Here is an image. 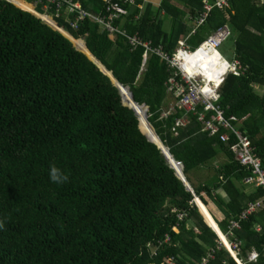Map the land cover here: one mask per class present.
<instances>
[{"label": "trees", "instance_id": "16d2710c", "mask_svg": "<svg viewBox=\"0 0 264 264\" xmlns=\"http://www.w3.org/2000/svg\"><path fill=\"white\" fill-rule=\"evenodd\" d=\"M81 2L96 12L104 7V0ZM26 4L0 0V264H201L211 249L209 264H237L208 223L239 242L243 264H264V231L255 229L264 226V208L228 234L229 221L264 190L243 182L251 171L234 158V137L223 142L221 130L211 135L191 112L185 125L175 127L183 116L177 107L163 115L169 65L154 52L144 64L143 45H131L122 33L111 37L88 18L76 29L67 18H56L70 40L25 11L32 9ZM202 7L203 0L145 2L143 9L127 6L115 25L170 56L189 31L187 17ZM223 24H229L234 56L246 69L225 77L219 103L227 117L242 123L264 165V92L257 89L264 86V0H230L228 9L214 8L187 38L189 48ZM82 38L135 101L149 105L147 116L122 89L124 100L143 110L160 146L182 164L194 195L140 131L153 140L143 120L122 105L109 76L73 46L88 53ZM222 152L225 160L213 169L210 160ZM52 167L67 179L53 182ZM201 168L216 176L196 186L189 173ZM178 213L184 214L180 221ZM253 249L258 255L250 261ZM170 256L173 263L165 260Z\"/></svg>", "mask_w": 264, "mask_h": 264}, {"label": "built area", "instance_id": "2783aa9c", "mask_svg": "<svg viewBox=\"0 0 264 264\" xmlns=\"http://www.w3.org/2000/svg\"><path fill=\"white\" fill-rule=\"evenodd\" d=\"M31 5L33 14L40 17L42 20L51 23L45 17L51 18L55 21L56 18H67L69 25L72 28H78V24L83 19H90L97 22L100 27L107 30L110 36H115L117 33H122L133 46L143 45L145 47L144 58L146 60L148 52H154L169 65L172 70L168 79V89L171 91L177 101L174 107L186 111H193L198 114V119L203 124V129L214 134L221 130L219 135L223 142H228L232 135L236 137V141L230 145V149L234 153V158L244 168L251 171V175L244 179V182L254 183L264 190V165L260 156L256 152V148L252 145L249 136L239 130L238 118L236 116L227 117L223 109L218 105L220 93L218 88L223 81L224 74L227 71H232L239 74L242 70V65L237 60L228 61L220 52V46L231 35V29L228 24L220 26L207 40H205L198 48L190 52L188 44L184 40L178 41V47L169 56L161 45L152 46L151 41L142 40L136 33L128 34L125 30L120 29L115 25L116 19L128 13L127 6L137 5V0H104V7L96 12L85 9L82 6L81 0H23ZM143 8V4H138ZM228 9L230 7V0H203V7L197 16H190L193 30L197 25L203 24L209 17L214 8ZM23 9V8H22ZM138 17V16H136ZM52 24V23H51ZM204 52L206 59V67L204 66L201 73L197 70L200 67H192V71L188 70L189 56ZM214 54H218L220 58L219 64L214 59ZM212 60V61H211ZM220 67V71H216L215 67ZM213 75V76H212ZM203 105L204 110L208 112L209 116L202 110H197L198 106ZM177 126L183 124L181 119H176ZM223 130V131H222ZM264 208V192L258 198L249 201L246 206L240 211L238 216L231 219L228 223V234H232L234 229L240 227L242 220L248 218L252 213H255ZM183 213H178L177 218L182 220ZM177 230L176 227H173ZM256 230H264V226L257 225ZM169 237L165 236L163 242H168ZM219 246H224L228 249L234 260L239 263L237 254L239 251V242L233 241L228 244L223 240H219ZM215 249H211L208 254L202 258L201 264H209L210 260L214 258ZM258 253L252 250L248 254V260H255ZM165 260L173 263V257H166ZM243 264V263H242Z\"/></svg>", "mask_w": 264, "mask_h": 264}, {"label": "crops", "instance_id": "0c3cea01", "mask_svg": "<svg viewBox=\"0 0 264 264\" xmlns=\"http://www.w3.org/2000/svg\"><path fill=\"white\" fill-rule=\"evenodd\" d=\"M153 2V4L155 5V6H157L158 4H159V2H160V0H144V4H145V2ZM18 2H19V0H18ZM128 14V13H127ZM126 14V15H127ZM137 19L135 18V20L134 21H136ZM167 20V21H166ZM161 21L163 22V24H164V22H165V24L167 25L168 24V19H167V17L165 16V15H163L162 17H161ZM187 25H188V27H189V31L186 33V34H183V36L185 37V36H187L189 33H191L192 32V27H191V23H190V25L187 23ZM224 25V24H223ZM112 37H114V36H112ZM180 40H185V38H183V37H181L180 36ZM149 41H151V40H149ZM220 52L222 53V51H221V49H220ZM150 52H148L147 54H149ZM223 54V53H222ZM224 55V54H223ZM225 56V55H224ZM234 56V55H233ZM233 56H232V58L231 59H228V58H226V56H225V59L226 60H228V61H231V60H237V61H239L240 63H241V61L239 60V59H237V58H235V56H234V58H233ZM144 61V64L146 63V60H143ZM246 69V67H243L242 68V70H241V72L242 71H244ZM168 70H170L171 72H172V70L170 69V67L168 68ZM229 73H234V72H232V71H227L225 74H224V78H223V81H224V79H225V77L229 74ZM234 74H236V73H234ZM170 75H171V73H170ZM223 81H222V83H223ZM221 83V84H222ZM221 84H220V86H219V88H218V91H219V93H220V88H221ZM257 89L259 90V91H261V93H263L264 92V86H260V85H257ZM168 93H169V95H168V97H167V99H168V104L166 105V107L164 108V112H163V115H168L170 112H172V111H175L176 110V107H174L175 106V103H176V101H177V98L175 97V95L171 92V91H169L168 90ZM220 96H221V93H220ZM219 99H220V97H219ZM219 99H218V105L221 107V105H220V103H219ZM202 107V108H201ZM222 108V107H221ZM202 109H204V106L203 105H200V106H198V108H197V110H202ZM223 109V108H222ZM183 110V109H182ZM223 111H224V114H225V110L223 109ZM187 112H191V113H193V114H195L196 116H197V120L198 121H200V119H198V114L196 113V112H193V111H186V110H183V116L182 117H179V118H177V119H181L182 121H183V124H181V125H179V126H183V125H185V123H187V121H188V119H187ZM226 115V114H225ZM234 116V115H233ZM201 122V121H200ZM238 127L240 128L239 130H241V131H243V132H245L246 133V131L242 128V123H240V121H239V119H238ZM202 123V122H201ZM203 125V124H202ZM175 127H178V126H176V125H174ZM174 129V128H173ZM204 130V129H203ZM205 131H208V130H205ZM211 134V133H210ZM247 134V133H246ZM212 135V134H211ZM248 135V134H247ZM232 137H234V139H235V141H236V137L235 136H233L232 135ZM231 137V138H232ZM250 138V137H249ZM250 140H251V138H250ZM230 141V140H229ZM228 141V142H229ZM251 142H252V140H251ZM252 145H253V143H252ZM254 146V145H253ZM255 147V146H254ZM256 148V147H255ZM257 152V151H256ZM258 154V153H257ZM259 155V154H258ZM225 155H224V153L222 152V153H218V154H216V156H215V158H213L212 160H210V165H213L214 166V168L213 169H219L220 168V163L221 162H223L224 160H225ZM198 170H205V172H208L209 174H208V176L205 178L206 180H208L211 176H212V179L213 178H215V176H216V174H215V172H211L210 170H208L207 168H201V169H198ZM197 170V171H198ZM203 175H205L204 173H203ZM194 179H196V176H195V178ZM193 179V180H194ZM211 181V180H210ZM206 182H208V181H202V182H200V183H203V184H206ZM251 187H253V188H256L255 187V185L254 184H252V183H247V189H250ZM193 190V189H192ZM217 193L219 194V195H221V196H223V197H226V195H225V193L224 192H222L221 190H218L217 191ZM259 197V196H258ZM257 197V198H258ZM256 199V198H255ZM252 201V200H251ZM246 206V205H245ZM244 206V207H245ZM209 208V207H208ZM216 213V215L218 216V217H220V215H219V213L218 212H215ZM258 225H260V224H258ZM219 226V225H218ZM257 226V225H256ZM262 226V225H261ZM255 229H256V227H255ZM258 231V230H257ZM262 231V230H261ZM264 231V230H263ZM224 236L226 237V239L228 240V238H227V234H225L224 233ZM229 241V240H228ZM254 250V249H253ZM252 251V250H251ZM249 254V253H248ZM241 262V261H240ZM242 263V262H241Z\"/></svg>", "mask_w": 264, "mask_h": 264}, {"label": "water", "instance_id": "95a60500", "mask_svg": "<svg viewBox=\"0 0 264 264\" xmlns=\"http://www.w3.org/2000/svg\"><path fill=\"white\" fill-rule=\"evenodd\" d=\"M10 1H12V0H10ZM49 24V23H48ZM49 25H51V24H49ZM51 26H53V25H51ZM54 27V26H53ZM70 38V37H69ZM85 44V43H84ZM74 46H75V48H77V49H79L75 44H73ZM85 47H86V44H85ZM86 49L88 50V48L86 47ZM79 50H81V49H79ZM82 52H84L87 56H88V59H90L92 62H94L106 75H108L109 76V78L111 79V81H112V83H113V85L114 86H116L118 89V92H119V94H120V98H121V103H122V105H125V106H127V107H129L130 109H132L133 111H134V113L137 115V112L135 111V109L132 107V106H130L125 100H124V96L122 95V89L123 88H125V89H127V90H129V93H130V98H131V100L133 101V103H135L136 105H138V106H142L143 108H144V111H145V114L148 116V114H147V111H148V109H149V105L148 104H146V103H141V104H139V103H137L136 101H135V98H134V95H133V93H132V91L130 90V88L129 87H127V86H123L115 77H114V75H113V73L111 72V71H109V70H107L106 69V67L101 63V61L100 60H98L97 58H96V56L90 51V50H88V53L87 52H85V51H83V50H81ZM137 118H138V120H139V117H138V115H137ZM151 124V123H150ZM152 125V124H151ZM139 126V125H138ZM153 127V126H152ZM154 128V127H153ZM139 129H140V127H139ZM155 130V129H154ZM140 131L146 136V138L149 140V141H151V142H153L160 150H161V152L163 153V155H164V157H165V159H166V161L169 163V165L171 166V168L174 170V172H175V174H176V176L181 180V182L183 183V185L185 186V188L188 190V191H190L193 195H194V192H193V190H192V188L190 187V185L187 183V181H186V179H185V177H184V175H183V172H182V168H183V166H182V164L178 161V160H176L173 156H172V154L169 152V150H168V148L165 146V150H164V148L162 147V146H159L155 141H153V140H151L141 129H140ZM197 197H195L194 198V203L196 204V202H195V199H196ZM198 199V198H197ZM196 206H197V204H196ZM198 207V206H197ZM198 210H200V212H201V214L204 216V214L202 213V211H201V209L200 208H198ZM204 219H205V221L207 222V220H206V218H205V216H204ZM208 223V222H207ZM209 224V223H208ZM210 225V224H209ZM211 227H212V225H210ZM213 228V227H212Z\"/></svg>", "mask_w": 264, "mask_h": 264}, {"label": "clouds", "instance_id": "9594fccd", "mask_svg": "<svg viewBox=\"0 0 264 264\" xmlns=\"http://www.w3.org/2000/svg\"><path fill=\"white\" fill-rule=\"evenodd\" d=\"M14 3V2H13ZM15 4V3H14ZM138 4H143L144 5V3H138L137 2V5H131V6H138ZM16 5V4H15ZM17 6V5H16ZM139 7V6H138ZM20 8V7H19ZM127 8V7H126ZM140 8V7H139ZM22 9V8H21ZM140 9H143V8H140ZM223 10V9H222ZM226 10V9H225ZM25 11H28V10H25ZM31 12V11H30ZM37 16V15H36ZM136 16H138L139 17V15H136ZM135 16V18L136 19H138V17H136ZM38 17V16H37ZM190 17V16H189ZM189 17H187L186 19V21H187V23L190 25V23H191V21H190V19H189ZM40 18V17H39ZM41 19V18H40ZM44 21V20H43ZM53 21V20H52ZM44 22H46V21H44ZM56 25H53V24H51V23H49V22H46L47 24L49 23V24H51V25H53L54 26V28L55 29H57L58 31H60L61 33H63L65 36H67L63 31H61L60 30V28H62V29H64V30H66L63 26H61V25H59L58 24V22L56 21V19H55V21H53ZM205 23V22H204ZM203 23V24H204ZM50 25V26H51ZM202 25V24H201ZM229 25V24H228ZM52 26V27H53ZM198 26H200V25H197L195 28H194V30H193V25H191V27H192V32L191 33H189L187 36H183V35H181V37H183V38H185V42L187 43V38L190 36V35H192L193 33H195L196 32V29L198 28ZM67 31V30H66ZM68 32V31H67ZM69 33V32H68ZM70 34V33H69ZM71 35V34H70ZM72 36V35H71ZM68 38H69V36H67ZM73 37V36H72ZM112 37V36H111ZM209 37V36H208ZM207 37V38H208ZM75 38V37H74ZM207 38L206 39H204L203 40V42L205 41V40H207ZM70 39V38H69ZM71 40V39H70ZM82 40H83V42L85 43V41H84V39L82 38ZM180 40V39H179ZM72 42V41H71ZM202 42V43H203ZM201 43V44H202ZM72 44H74L73 42H72ZM188 44V43H187ZM200 44V45H201ZM189 45V44H188ZM200 45H198V46H200ZM74 46V45H73ZM177 46H178V43H177ZM198 46L196 47V48H198ZM75 47V46H74ZM196 48H194V49H191V48H189L190 49V52H192V51H194ZM77 49V48H76ZM79 50V49H78ZM81 51V50H80ZM84 53V52H83ZM147 56H149V54L147 55ZM144 60H145V58H144ZM261 158V157H260ZM262 160V159H261ZM263 163V162H262ZM252 173H250V175H251ZM249 175V176H250ZM247 178V177H246ZM50 179L53 181V182H57V183H59V182H63L64 180H66L67 179V177L66 176H63L62 174H61V172H60V170L59 169H57V168H55V167H52L51 169H50ZM245 179V178H244ZM244 179H243V182H244ZM245 183H248V182H245ZM252 184H254V183H252ZM255 185V184H254ZM257 188L258 187H260V186H258V185H255ZM261 188V187H260ZM194 202V201H193ZM196 205V204H195ZM198 208V207H197ZM258 212V211H257ZM256 213V212H255ZM209 225V224H208ZM210 226V225H209ZM212 228V227H211ZM220 228V227H219ZM177 229V228H176ZM216 233H217V235H218V237H219V240H223V238L220 236V234L218 233V231L213 227L212 228ZM221 230V229H220ZM222 231V230H221ZM223 233V232H222ZM223 235H224V233H223ZM226 238V237H225ZM227 240V239H226ZM227 242L229 243V241L227 240ZM226 243V242H225ZM227 249V248H226ZM228 250V249H227ZM229 254H230V252H229ZM231 255V254H230ZM232 257V256H231ZM233 258V257H232ZM234 259V258H233ZM237 259H239L238 258V256H237ZM240 260V259H239Z\"/></svg>", "mask_w": 264, "mask_h": 264}, {"label": "rangeland", "instance_id": "374dc122", "mask_svg": "<svg viewBox=\"0 0 264 264\" xmlns=\"http://www.w3.org/2000/svg\"><path fill=\"white\" fill-rule=\"evenodd\" d=\"M19 3H20V1H19ZM21 4V3H20ZM21 5H23V4H21ZM25 8H27V7H25ZM24 10V9H23ZM167 21V20H166ZM165 21V22H166ZM165 22H164V24H165ZM165 26H166V24H165ZM70 36V35H69ZM72 39V38H71ZM73 40V39H72ZM220 49H221V51H222V53L226 56V58H228V59H231L232 58V56L234 55V35L232 34V35H230L224 42H223V44L220 46ZM125 92H127L128 93V95H127V97H130V93L128 92V90H126ZM124 95H125V93H123ZM167 104H168V102H167ZM132 105H134V104H132ZM165 107H166V105H165ZM138 111V110H141V109H139L138 107H135V111ZM143 111V110H142ZM145 118V117H144ZM145 119H143V121H144ZM144 123H145V121H144ZM146 123H148L149 124V126H151V128L154 130V128L152 127V125L150 124V122L146 119ZM145 123V124H146ZM147 128V127H146ZM150 132H151V130L149 129V128H147ZM154 132H155V130H154ZM155 134L157 135V133L155 132ZM158 136V135H157ZM159 137V136H158ZM160 139V138H159ZM163 143V142H162ZM164 144V143H163ZM203 173L205 174V175H203ZM208 172H205V170H193V171H191L190 173H189V177L191 178V180H193L194 178H195V176H196V179H194L193 180V184H195L196 186H200L201 185V183L200 182H202V181H210V180H212V176L208 179V180H206L205 178L208 176Z\"/></svg>", "mask_w": 264, "mask_h": 264}, {"label": "bare ground", "instance_id": "6f19581e", "mask_svg": "<svg viewBox=\"0 0 264 264\" xmlns=\"http://www.w3.org/2000/svg\"><path fill=\"white\" fill-rule=\"evenodd\" d=\"M20 1V3L21 4H23L24 6H26L27 4L24 2V1H22V0H19ZM197 55H201V56H203V59H201V56H197ZM220 58V56L218 55V54H214V59H215V61L216 62H213L212 60V63H214V64H219L220 63V61L218 60ZM187 64H188V70L189 71H192V67H200V69H198L197 70V72L198 73H201L202 72V69H203V67L205 66L206 67V59H205V55H204V52H202V51H198L197 53H195V54H193V55H191V56H189V59H188V62H187ZM215 69H216V71L218 72V71H220V67H215ZM213 76V75H212ZM128 92H129V90H128ZM125 95L127 96L128 95V93L127 92H125ZM131 97V96H130ZM130 97H127V102H129V103H131V104H133V101L131 100V98ZM136 112H137V115H138V117L139 118H141L142 120H143V118L141 117V113H143V111L142 110H136ZM144 122V121H143ZM146 123V122H145ZM144 123V124H145ZM145 126L147 127V128H149L148 127V125L147 124H145ZM149 131V130H148ZM149 133H150V136L152 137V139L160 146V144L158 143V141L160 142V140L158 139V137H154L153 135H152V133L149 131ZM222 238L224 239V241L226 242V244H228V242H227V240H226V238H225V236L224 235H222ZM241 263V262H240ZM242 264V263H241Z\"/></svg>", "mask_w": 264, "mask_h": 264}]
</instances>
